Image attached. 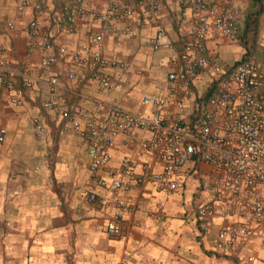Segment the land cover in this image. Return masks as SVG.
I'll return each instance as SVG.
<instances>
[{
	"label": "crops",
	"instance_id": "0c3cea01",
	"mask_svg": "<svg viewBox=\"0 0 264 264\" xmlns=\"http://www.w3.org/2000/svg\"><path fill=\"white\" fill-rule=\"evenodd\" d=\"M192 1L162 0L161 16L145 18L139 36L133 38L125 34L129 20L124 18L106 22L77 16L57 22L56 13L74 0H0V48L11 67L8 84L0 86V130L6 131L0 142V264H264V240L255 237L238 243L230 257L212 254V236L232 217L215 219L212 235L199 240L196 211L211 200L199 190V182L210 166L190 161L176 177L179 186L172 194L159 192L150 179L111 194L92 183L89 142L60 132L66 124L62 112L71 107L107 120L114 101L131 112L143 110L145 95L173 101L177 95L169 92L167 77L178 67L170 64L164 45L156 51L150 40L163 28L167 34L163 44L180 50L189 42L185 35L197 17ZM214 1L222 0H207ZM234 3L240 13L239 37L246 40L238 37L229 43L210 36L209 58L218 64L221 78L247 59H254L264 73V0ZM121 5L143 16V5L132 0H122ZM106 6V0H94L92 8ZM32 22L38 23L36 35L29 29ZM96 35H103L104 57L116 64L100 71L111 81L109 90L99 89L95 68L74 64L71 55L58 56L48 70L38 67L47 55L40 47L42 36L55 48L66 47L72 53L81 45L96 47L92 42ZM67 71L81 78L70 80ZM51 77L58 79V88L48 85ZM27 78L30 85H25ZM216 85L204 72L182 88L188 120L216 93ZM50 97L56 99V110L43 108ZM176 112L173 106L165 109L167 115ZM34 119L43 123L41 139L36 137ZM150 136L143 130L118 135L110 149L113 160L100 175L110 180L109 170L120 171L127 159L136 178L146 164L153 165V173L161 172V164L147 150ZM91 192L98 195L94 204L89 201ZM116 199L123 201L125 211L121 234L112 237L106 225L118 211ZM63 234L68 236L59 241Z\"/></svg>",
	"mask_w": 264,
	"mask_h": 264
},
{
	"label": "built area",
	"instance_id": "2783aa9c",
	"mask_svg": "<svg viewBox=\"0 0 264 264\" xmlns=\"http://www.w3.org/2000/svg\"><path fill=\"white\" fill-rule=\"evenodd\" d=\"M106 1L108 6L100 9L92 8L94 0H74L72 5L62 7L55 19L57 22L62 18L70 21L77 16H90L92 20L110 22L124 18L129 20L125 34L134 38L139 36L145 18L161 16L162 0H132L143 5V18L132 7L122 6V0ZM214 2L193 1L197 17L187 33L190 41L180 50L163 44L167 38L163 28H159L150 40L151 47L156 51L164 45L170 64L178 67L167 77L169 92L177 95L173 101L145 95L141 101L143 110L139 112L125 110L120 107L119 101H114L111 105L112 115L107 120L85 113L80 107H71L62 112L66 124L60 132L75 133L89 142L92 183L111 194L129 190L132 185L143 184L147 179L155 182L159 192L172 194L179 186L176 177L190 161L210 166V173L199 182V190L211 200L198 207L196 218L200 223V237L208 239L213 233L212 223L215 219L227 220L232 217L212 236V254L227 258L232 256L236 245L246 239L255 237L264 240V73L254 59H247L240 60L221 78L218 64L209 58L206 42L210 36L235 41L240 34V13L234 0ZM29 29L33 35L38 34V23L32 22ZM102 38L103 35L92 38L96 47L81 45L71 53L66 47L55 48L48 37L42 36L40 47L47 55L38 67L48 70L57 64L58 56L71 55L74 64L95 68L94 71L99 73V89L109 90L111 81L100 71L116 64L104 57ZM10 72V61L0 48V86L8 84L7 74L10 76ZM204 72L211 74L217 91L193 110L192 119L188 120L184 115L186 102L181 96L182 88L189 87L193 79ZM66 74L70 80L81 78L80 74L70 71ZM24 82L30 85L32 80L27 78ZM58 84L56 77L48 81L53 89L58 88ZM13 103L18 101L13 100ZM169 106L177 110L176 114L165 113ZM43 108L56 110V99L50 97L43 103ZM144 108L151 110L145 112ZM33 124L36 137L43 138V123L34 119ZM136 130L150 133L147 150L161 164V172L153 173V165L146 164L143 166L144 173L136 178L132 161L127 159L120 171L109 170L110 180L101 176L100 172L107 170L113 160L110 149L115 138L121 134L131 135ZM5 137L6 131L0 130V142ZM96 200L97 195L92 193L90 203ZM114 203L118 211L108 221L106 232L112 237H119L124 210L119 199ZM254 260V257L249 259L250 262Z\"/></svg>",
	"mask_w": 264,
	"mask_h": 264
},
{
	"label": "clouds",
	"instance_id": "9594fccd",
	"mask_svg": "<svg viewBox=\"0 0 264 264\" xmlns=\"http://www.w3.org/2000/svg\"><path fill=\"white\" fill-rule=\"evenodd\" d=\"M185 1V0H184ZM194 1V0H193ZM193 1H192V3H193ZM187 2V1H186ZM192 8H193V5H192ZM189 32V31H188ZM185 36H187V34L185 35ZM92 193H95V192H91L90 194H89V197H90V195L92 194ZM96 194V193H95ZM113 194V193H112ZM97 195V194H96ZM97 199H98V195H97ZM120 200V199H119ZM97 201V200H96ZM95 201V202H96ZM120 202L122 203V205H123V210L125 211V204L123 203V201H121L120 200ZM91 204H94V203H91ZM197 211H198V209H197ZM197 211H196V213H197ZM197 224H198V226H199V230H200V223L198 222V220H197ZM213 224V223H212ZM200 231H199V240H200ZM201 242V241H200ZM215 256V255H214ZM217 257V256H216ZM220 258V257H219Z\"/></svg>",
	"mask_w": 264,
	"mask_h": 264
},
{
	"label": "rangeland",
	"instance_id": "374dc122",
	"mask_svg": "<svg viewBox=\"0 0 264 264\" xmlns=\"http://www.w3.org/2000/svg\"><path fill=\"white\" fill-rule=\"evenodd\" d=\"M244 31V30H243ZM252 31V30H251ZM244 35H247V31H245V33H244ZM239 37V36H238ZM241 40H246V39H243L241 36L239 37ZM238 38V39H239ZM226 41H228V40H226ZM229 43L231 42V43H233L232 41H228ZM242 42V44H244L243 46H246V44H245V42H243V41H241ZM68 235L67 234H63L61 237H58V240L59 241H62L60 238H62V237H67ZM207 254H208V252H207Z\"/></svg>",
	"mask_w": 264,
	"mask_h": 264
}]
</instances>
